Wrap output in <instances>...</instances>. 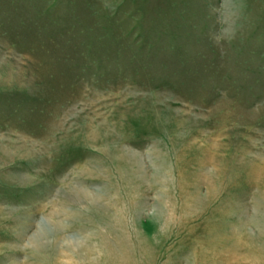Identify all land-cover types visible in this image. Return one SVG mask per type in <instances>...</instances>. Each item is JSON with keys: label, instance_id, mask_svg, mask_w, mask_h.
Wrapping results in <instances>:
<instances>
[{"label": "rangeland", "instance_id": "rangeland-1", "mask_svg": "<svg viewBox=\"0 0 264 264\" xmlns=\"http://www.w3.org/2000/svg\"><path fill=\"white\" fill-rule=\"evenodd\" d=\"M0 264H264V0H0Z\"/></svg>", "mask_w": 264, "mask_h": 264}]
</instances>
